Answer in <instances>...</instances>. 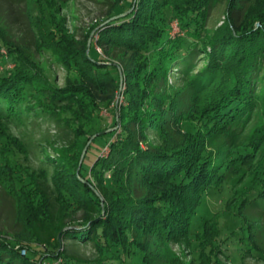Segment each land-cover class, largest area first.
Listing matches in <instances>:
<instances>
[{"label":"trees","instance_id":"obj_1","mask_svg":"<svg viewBox=\"0 0 264 264\" xmlns=\"http://www.w3.org/2000/svg\"><path fill=\"white\" fill-rule=\"evenodd\" d=\"M3 2L27 8V0ZM33 2L43 15L42 48L66 76L63 85L53 83L7 37L0 5V134L12 122L41 118L56 130L53 154L41 149L37 169L18 175L1 164L25 236L0 230V264H149L152 244L191 245L196 220L205 264H222L219 254L227 252H254L240 213L237 228L222 236L225 225L204 208L203 195L236 176L248 181L241 207L264 204V0H119L108 17L128 12L96 28L89 52L95 27L80 40L69 33L65 0ZM219 5L224 20L208 27ZM174 20L180 33L172 37ZM197 55L204 58L198 71ZM170 74L182 83H171ZM102 109L108 115L94 128ZM100 140L107 155L86 163Z\"/></svg>","mask_w":264,"mask_h":264},{"label":"rangeland","instance_id":"obj_2","mask_svg":"<svg viewBox=\"0 0 264 264\" xmlns=\"http://www.w3.org/2000/svg\"><path fill=\"white\" fill-rule=\"evenodd\" d=\"M118 2L119 0H65L61 9L65 28L76 39L80 40L95 27L90 32L88 38V40H91L96 36V28L104 24V22L113 20L114 16H108L112 14ZM0 5L7 26L9 25L8 27L10 28V30L6 31L7 37L12 39L23 50L26 56L33 59L36 63L43 65L48 78L53 83L60 86L63 85L66 76L64 68L56 62L47 50L42 48L47 39L39 24L42 22L43 15L38 4L33 2V0H27V8H24V4L21 5L19 3H10L9 5L3 2ZM224 9V5H219L211 11V15L207 20L208 27H215L223 22ZM171 29L170 35L172 37L180 33L175 20L171 22ZM94 46L98 53L105 57L103 48L95 44ZM1 52H5L4 49ZM197 57L202 56L197 55ZM203 59L202 57L194 61L196 71L204 64ZM170 80L173 84L182 83L181 79H176L173 74H170ZM208 90L205 88L204 92ZM121 92L119 93L121 94ZM119 93L116 101L118 99L119 101L121 100ZM184 99L190 100L185 97V94ZM98 115L99 118H96L93 123L94 128L98 126L100 117L108 115V111L102 109ZM55 133L56 130L52 121L41 118L34 123L27 122V120L16 123L12 122L9 125L7 136L0 134V152H7V155L0 154V230L3 233L18 230L17 232L25 236L24 228H21L18 222H16V200L14 201L4 190L5 186L9 185L10 182L6 170H2L1 168L4 161L10 163L13 166L14 172L18 175H24L27 171L37 169L43 159L41 149L46 150L49 154H53L49 147V141H52ZM103 143L104 141L100 140L98 146L102 147ZM101 149L98 151V148L96 149L95 146L91 147L86 163H89L96 153L102 156L107 155L108 149L104 150V152ZM9 178L11 179L10 176ZM247 186V179L244 178L237 181L236 176H230L221 187L210 189L203 195L204 208L206 207V210L210 214H217L216 216L220 218V222L225 225L222 236L228 233L229 229H235L239 225V222L234 219V214L240 213V221L243 218L245 222L243 224L249 225L248 232L252 239V246L255 248L254 252L245 250L242 257L235 256L230 252H227L228 255L219 254L222 264H264V204L260 202L257 204L259 206H256L248 205V203H245L247 204L245 205L243 203L241 207L242 190H245ZM198 231V220H196L191 228V245L189 241L171 243L170 245L166 244L161 247L152 244L149 252V264H205V258L197 249L196 241L194 240L195 233ZM220 241L228 243L222 237ZM251 242L248 243L249 245L246 249H251ZM70 248L79 256L94 257L93 252L88 247L71 245ZM131 264H139V262L135 261Z\"/></svg>","mask_w":264,"mask_h":264},{"label":"water","instance_id":"obj_3","mask_svg":"<svg viewBox=\"0 0 264 264\" xmlns=\"http://www.w3.org/2000/svg\"><path fill=\"white\" fill-rule=\"evenodd\" d=\"M128 12V11H127ZM127 12H125V13H122V14H120V15H118V16H114L112 19H115V18H117V17H120V16H122V15H125ZM89 46H90V40H88V44H87V52H89ZM122 81H123V77L121 76L120 77V89H119V92H121V89H122ZM120 94V93H119ZM110 130V129H109ZM102 132H105V131H102ZM96 136V134L95 135H93L92 137H91V139L88 141V143L85 145V147L83 148V150H82V153H81V155H80V161H79V164L82 162V160H83V157H84V154H85V152H86V149H87V146H88V144L91 142V140L94 138Z\"/></svg>","mask_w":264,"mask_h":264},{"label":"built area","instance_id":"obj_4","mask_svg":"<svg viewBox=\"0 0 264 264\" xmlns=\"http://www.w3.org/2000/svg\"><path fill=\"white\" fill-rule=\"evenodd\" d=\"M107 149H108V146L104 147L103 150H102V152H104V150H107ZM25 251H26V250H25L24 248L21 250L22 253H25ZM40 264H60V260H54V261H43V262L40 263Z\"/></svg>","mask_w":264,"mask_h":264}]
</instances>
